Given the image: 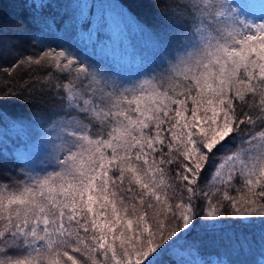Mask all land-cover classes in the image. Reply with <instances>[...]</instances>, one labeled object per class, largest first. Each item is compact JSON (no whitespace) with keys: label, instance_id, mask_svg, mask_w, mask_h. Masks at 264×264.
Here are the masks:
<instances>
[{"label":"snow or ice","instance_id":"snow-or-ice-1","mask_svg":"<svg viewBox=\"0 0 264 264\" xmlns=\"http://www.w3.org/2000/svg\"><path fill=\"white\" fill-rule=\"evenodd\" d=\"M185 7L209 24L166 72L135 84L64 50L20 62L67 73L56 88L83 119L64 123L54 170L0 181V264H162L174 238L196 227L201 198L205 220L225 215L223 202L239 219L264 217V22L209 0ZM20 95L5 88L0 101ZM241 125L248 146L216 169L224 191L214 203L220 189L202 191L198 180Z\"/></svg>","mask_w":264,"mask_h":264},{"label":"trees","instance_id":"trees-1","mask_svg":"<svg viewBox=\"0 0 264 264\" xmlns=\"http://www.w3.org/2000/svg\"><path fill=\"white\" fill-rule=\"evenodd\" d=\"M40 1L37 5L34 0H0V90L7 88L9 92L14 90L21 94L17 99L0 101V181L6 184L24 179L25 173L31 170L30 165L20 160L15 153L17 149H29L31 141L40 130L43 132L50 127L53 130L57 123L72 117L83 119L82 114L70 108L66 101H61L63 91L58 92L56 88L57 84L62 85L71 79L67 73L56 71L46 62L42 65H29L20 63L22 60L38 58L44 51L64 50L86 66L101 70L117 83L132 85L166 72L174 59L173 54L181 52L194 39L193 48L196 28L205 27L210 21L207 14L185 7L193 3L203 4L204 0H109L122 8L123 12L129 13L134 23L146 31L148 43L152 47L148 55L142 52L139 43L134 42L125 47L123 42L128 43L127 38L119 33L117 45L127 55V59L120 62L109 53H103L105 50L98 40H87L79 31L80 27L69 19L68 12L75 10V4L71 5L73 0ZM248 1L226 0V4L223 3L224 10L235 8L236 13L248 22H264V13L256 9L255 12H244ZM209 2L215 4L225 0ZM46 20H51L52 25L46 24ZM111 21L108 27H117L114 21V25H110ZM80 26L87 25L83 22ZM154 45L158 50H164L162 54L157 55ZM169 52L173 53L167 57ZM241 128L244 131L234 133L236 139L233 142H229L232 137L223 142L225 147L216 152L198 180L202 191L211 194L212 190L220 189L212 197L214 203L222 201L224 191V186L214 180L216 169L227 156L248 146L243 140L247 138L249 126L241 125ZM171 167L173 171L170 175L174 177L175 165ZM47 172L45 169L42 175ZM233 184L228 191L236 196L237 188H242L239 175L234 178ZM196 203L200 213L195 220L196 227L174 238V243L160 257L162 264H195V258H191L190 253L196 248L211 247L207 254L212 258L211 253L218 249L229 255L232 248L241 251L245 245L251 246L258 237L264 239V217L239 219L231 215L232 209L228 202H223L221 211L225 215L215 221L205 220L203 211L208 202L201 198ZM207 254L203 256L204 263L208 261Z\"/></svg>","mask_w":264,"mask_h":264},{"label":"rangeland","instance_id":"rangeland-1","mask_svg":"<svg viewBox=\"0 0 264 264\" xmlns=\"http://www.w3.org/2000/svg\"><path fill=\"white\" fill-rule=\"evenodd\" d=\"M221 0H218L220 2ZM34 2L38 5L40 0H34ZM221 3V2H220ZM226 4L225 2H222ZM244 1L241 2L243 6ZM75 10H71L68 13L70 14L69 19L80 27L81 33L87 38V40H92L96 42L97 40L102 43L103 53H109L110 56L117 58L120 62H124L127 59V55L123 52V48L117 45V36L122 34L127 38V42L125 43V47H127L131 43H139L142 48V52L147 55L152 50V47L148 43V37L146 31L140 29L134 23L133 18L129 15V13L123 12L122 8H118L115 4L109 0H73L71 5H74ZM247 9L244 12H249L251 9L259 13H264V0L254 1L249 0L246 2ZM123 10V11H122ZM111 13L113 15H111ZM115 15V17H114ZM118 15V16H117ZM113 20L117 27H108V22ZM88 23L86 24V22ZM113 21L109 24L114 25ZM84 22V25L80 26ZM46 24L52 25L51 20H46ZM121 23V24H120ZM82 28V29H81ZM194 40V39H193ZM192 40V42H193ZM124 41V39L122 40ZM192 42L189 45H186L181 52H177L173 54V61L171 63H175L176 59L185 54L188 50L192 49ZM99 43V44H100ZM154 47L157 50V55L162 54L164 50H158L156 45ZM120 50V51H119ZM173 52L167 53V57ZM171 58V59H172ZM72 118L57 123V126L52 130L49 129L40 133H37L35 138L30 143V148L25 150H16L15 153L19 155L20 160H24L25 163L30 165V173L33 175H42V172L52 171L56 167L54 164V158L57 155L63 154V144L65 140V133L63 130V125L66 121L72 120ZM21 126H19L20 128ZM43 133V134H42ZM13 146H11V149ZM15 149L13 148V151ZM243 150V149H242ZM242 150H239L241 152ZM224 162V160L222 161ZM221 162V163H222ZM211 247H199L193 250L190 255L191 258H195L193 262L195 264H264V239L258 237L257 241H253L251 246H244V249L239 251L236 248H232L231 254H227L222 250H217L215 253H211L213 257L211 258L207 253H210ZM207 257V262L204 263L202 261L205 257ZM190 258V256H189ZM233 259L235 261H233Z\"/></svg>","mask_w":264,"mask_h":264}]
</instances>
